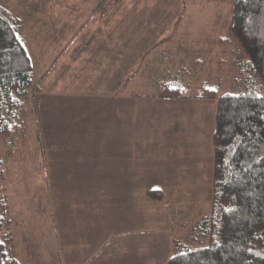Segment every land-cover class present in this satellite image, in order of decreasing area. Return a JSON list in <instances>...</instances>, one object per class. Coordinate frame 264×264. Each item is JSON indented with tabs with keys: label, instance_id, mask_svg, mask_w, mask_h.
<instances>
[{
	"label": "rangeland",
	"instance_id": "obj_1",
	"mask_svg": "<svg viewBox=\"0 0 264 264\" xmlns=\"http://www.w3.org/2000/svg\"><path fill=\"white\" fill-rule=\"evenodd\" d=\"M32 1H37L34 11L31 0H0L20 19V35L34 65L23 111L26 136H19V143L0 137V239L8 256L29 264L27 246L32 241L42 264H82L92 252L85 238L103 241L141 222L170 229L176 238L184 236L210 210L212 192L164 196L161 204L141 195H112L110 159L121 157L122 143L128 144V157L134 146H142L134 152L148 162L137 166L140 179L147 165H155L180 171L185 183H195L191 159L198 166L207 155L212 110L201 99L157 101L152 93L159 88V74L171 79L181 57L196 55L201 48L209 60L204 66L187 61V74L180 76L183 90L193 94L204 86L220 94L235 91L227 83L231 73L227 78L225 72L231 52L198 42L224 33L231 1ZM123 41L132 48L123 51ZM163 51L169 56L175 52L178 60L165 58L152 66ZM175 157L180 162L173 167ZM133 178V184H145ZM167 204L173 206L161 219ZM75 222H80V237L72 231ZM61 228L66 235L72 233L75 245L66 238L67 244L58 245ZM55 256L61 263H54Z\"/></svg>",
	"mask_w": 264,
	"mask_h": 264
},
{
	"label": "trees",
	"instance_id": "obj_2",
	"mask_svg": "<svg viewBox=\"0 0 264 264\" xmlns=\"http://www.w3.org/2000/svg\"><path fill=\"white\" fill-rule=\"evenodd\" d=\"M230 1L224 33L198 42L231 52L225 72L227 78L231 73L227 83L232 82L235 91L220 94L204 86L193 94L183 90L180 76L187 74V61L204 66L209 60L201 48L196 55L181 57L182 64L171 79L159 74V88L152 93L159 98L217 100L210 210L184 236L174 239L167 264H264V0ZM20 29V19L0 3V137L18 143V137L27 133L23 111L34 83L33 59ZM164 51L150 62L152 66L166 62L165 58H172L170 63L178 60L175 52L169 56ZM146 195L163 198L160 189H149ZM28 243L29 264H42L38 249ZM8 253L0 239V264H18ZM58 259L55 256L54 263H61Z\"/></svg>",
	"mask_w": 264,
	"mask_h": 264
},
{
	"label": "crops",
	"instance_id": "obj_3",
	"mask_svg": "<svg viewBox=\"0 0 264 264\" xmlns=\"http://www.w3.org/2000/svg\"><path fill=\"white\" fill-rule=\"evenodd\" d=\"M36 2L37 1L31 0V2L29 3V6H31L33 11L38 8L35 6ZM98 3L95 4V10H97ZM19 8L21 9V6ZM97 13L98 11H93V10L91 12V14L94 16H97ZM115 35L118 36V33ZM132 46L133 45L130 44L129 41L126 43H124L123 41V48H124L123 51L127 50L126 48H132ZM133 50L135 51L134 48ZM123 95L131 98V96L128 94H123ZM151 99H155V98L151 97L150 100ZM162 99L164 100L201 99L202 102H204V104L212 110V113L210 114L212 119L210 120L211 129L207 134V139H206L207 143L204 144L208 146L207 155L205 159L202 161V163H200L198 166L193 165V160L191 159V169H193L194 172L193 180L195 181V183L193 184L185 183L184 182L185 175L179 174L180 171L179 172H174V170L166 171L165 169L157 168L155 165H151V166L147 165V170H145L143 178L140 179L141 170L138 169L137 166L146 163L147 159L143 160L145 156L144 157L135 156L134 152L137 149L140 148L143 149V147L137 145L134 147L131 146L137 149H135L133 153L131 152V156L128 157V155H124L126 148H128V144L122 143L121 150L123 149V152L122 151L119 152V154L120 153L122 154L121 157H118L114 161L110 159V163L112 162L111 165H113V169L110 168L111 169L110 185H113V187L111 186L112 188L110 187V193L112 192L111 193L112 195L119 196L121 194L123 196L128 197V199H131L130 197L132 196L141 195L147 197L146 194L149 189H160L162 190L163 198L161 200H153V199L150 200H152L156 204L158 203L161 204L164 201V196L196 197V196H204V195L208 196L211 194L213 190V165H214L212 134L214 132L215 124H216L215 116H216V108H217V103L211 102V100H215V99L193 98V97L181 98V99L159 98L157 101ZM114 146L115 145H113L112 147ZM169 152L172 153V150H169ZM173 153L172 155L175 156L176 154ZM179 158L180 157L173 158V164H174L173 167L178 165V163L180 162ZM161 161L162 159L159 158L157 159L158 164H161L162 163ZM114 167L117 169L114 170L115 169ZM135 176L137 177V179L140 180V182H143L145 184H141V183L133 184L132 180L136 179L133 178ZM116 183L117 186L114 185ZM173 204H167L166 207L164 208L162 207L163 213H161L162 214L161 219H166V215L170 210L169 207L173 206ZM140 221H142V219ZM140 224L141 225L136 226V229L117 232L113 234L111 237L109 235L103 241L102 239L99 240L96 238H91V239L85 238V241L88 244L92 245V252L87 258H85V262L82 264H167V261L172 252L174 239L176 238L174 232L164 227H158V226L146 227L145 226L146 223L144 222H141ZM78 225H80V222H75L74 225L75 229H72V231L73 233L76 232V234H78V237H80L82 233ZM61 229L58 232V236H59L58 245L67 244V241L69 242L70 240L71 243L75 245L77 240L71 238L72 233L66 235V233L63 231V228ZM65 238L67 239L66 242H64Z\"/></svg>",
	"mask_w": 264,
	"mask_h": 264
}]
</instances>
